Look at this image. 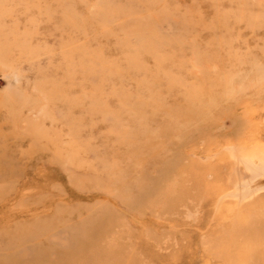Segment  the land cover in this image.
<instances>
[{"label": "rangeland", "instance_id": "rangeland-1", "mask_svg": "<svg viewBox=\"0 0 264 264\" xmlns=\"http://www.w3.org/2000/svg\"><path fill=\"white\" fill-rule=\"evenodd\" d=\"M263 173L264 0H0V264H264Z\"/></svg>", "mask_w": 264, "mask_h": 264}, {"label": "bare ground", "instance_id": "bare-ground-1", "mask_svg": "<svg viewBox=\"0 0 264 264\" xmlns=\"http://www.w3.org/2000/svg\"><path fill=\"white\" fill-rule=\"evenodd\" d=\"M263 176H264V173L262 175H260L259 177H257V178L254 177L255 179L253 178L249 182L253 183L252 185L255 188L260 189V188L264 187V183L260 180V177H263Z\"/></svg>", "mask_w": 264, "mask_h": 264}]
</instances>
